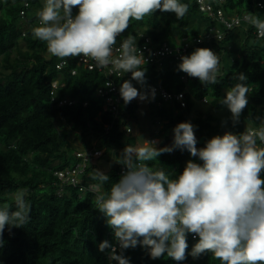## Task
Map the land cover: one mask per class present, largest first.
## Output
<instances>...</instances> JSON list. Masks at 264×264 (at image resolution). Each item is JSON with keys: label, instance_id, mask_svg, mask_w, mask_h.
<instances>
[{"label": "trees", "instance_id": "obj_1", "mask_svg": "<svg viewBox=\"0 0 264 264\" xmlns=\"http://www.w3.org/2000/svg\"><path fill=\"white\" fill-rule=\"evenodd\" d=\"M208 1L222 8L227 18L238 17L239 23L227 29L224 23L203 12L196 1L181 0L188 5L183 19L177 20L174 13L157 11L142 21H132L123 34V38L129 34L137 38L143 33L154 43L168 41L176 46L178 39L196 38L215 24L224 32L222 39L193 44L186 54L206 47L218 55L220 74L214 85H202L189 76L184 81L185 73L178 70L181 61L172 57H165L160 65L147 64L152 70L141 92L161 85L171 93L185 94V106L178 99L166 100L155 94L154 100L149 99V107H145L146 117L151 115L149 124L157 128L150 132V139L160 138V147L172 144L173 129L180 122L190 121L194 125L197 146L203 147L207 140L225 131L242 133L250 116L264 117V39L258 38L257 30L244 19L248 12L264 19V4L259 5L264 0ZM43 2L0 0V207L7 205L14 210V195L24 188L28 189L26 200L31 207L26 225L5 229L0 264H110V250L101 252L98 246L105 240L115 244L114 234L96 209V193L89 189L90 184H98L92 179L97 162L90 163L83 176L82 185L86 188L83 192L78 186L65 185L59 194L61 184L55 172L71 166L77 152L96 148L103 150L102 155L114 152L117 159L127 144L141 142L142 138L134 135L142 127L140 105L136 100L125 105L119 93L107 86L111 80L120 88L124 80L131 79L130 73L108 77L83 65L73 75L77 63L73 57L63 69L56 67L61 59L49 55L46 43L32 35ZM77 11L73 9V14ZM239 73L247 76L245 83L249 88V103L240 122L233 126L230 112L224 116L212 113L204 116L196 103L200 101L217 112L227 110L218 101L237 82L234 76ZM55 82L58 86H54ZM100 89L105 94L100 95ZM118 97L120 102L115 101ZM206 97L205 103L202 99ZM108 98L117 104L115 111L110 110ZM62 100L72 103L60 105ZM225 120L227 124L222 126ZM73 130L84 134V148L76 152L66 146ZM88 133L97 140L96 144L86 140ZM189 159L199 162L186 150H176L162 155L153 165L179 174ZM122 167L119 164L105 171L110 180L102 191H109L119 180ZM187 242L190 253L197 240L189 234ZM124 255L130 264H220L210 253L198 259L188 255L180 262L165 253L153 260L148 250L139 245L125 250Z\"/></svg>", "mask_w": 264, "mask_h": 264}, {"label": "clouds", "instance_id": "obj_2", "mask_svg": "<svg viewBox=\"0 0 264 264\" xmlns=\"http://www.w3.org/2000/svg\"><path fill=\"white\" fill-rule=\"evenodd\" d=\"M73 9H78L76 14ZM157 11L174 13L181 20L188 5L181 0H44L32 35L65 63L83 57L85 62H94L90 68L130 73L131 79L119 88L125 105L137 98L154 100L155 89L141 92L132 82L146 84L148 61L137 47V38L129 34L119 46L117 41L132 21H142ZM244 19L264 39V19L252 12ZM178 70L202 85H214L220 59L210 48L198 47L181 57ZM234 78L237 82L218 101L230 112L233 126L249 103L247 76L239 73ZM107 86L111 87L110 81ZM246 119L249 123L242 133L225 131L203 147L197 146L190 121L174 127L171 145L160 147L155 139L127 144L116 160L124 171L106 192L101 188L109 175L94 169L92 179L98 181L91 186L96 193L94 203L115 239V244L101 242L99 251L109 249V260L118 264H130L124 252L138 245L153 260L165 253L177 262L188 255L198 259L210 253L220 264H264V117ZM226 124L227 120L222 122ZM176 150H186L199 162L189 159L179 174L153 165ZM27 194V188L15 193L14 210L0 207V244L6 228H21L29 222ZM189 234L197 240L190 253Z\"/></svg>", "mask_w": 264, "mask_h": 264}, {"label": "built area", "instance_id": "obj_3", "mask_svg": "<svg viewBox=\"0 0 264 264\" xmlns=\"http://www.w3.org/2000/svg\"><path fill=\"white\" fill-rule=\"evenodd\" d=\"M193 1H196L200 9L203 12L207 13L212 19L218 21L219 23H224L227 29L233 28L235 25L239 23L238 17L227 18L222 8L220 7L217 8L214 5V3L208 0H193ZM263 4H264L263 2L259 3V5L261 6H263ZM123 34L121 35V37L118 38L117 46H119V43L124 39ZM223 37H224V32L219 26H217V24H215L209 28V31H207L206 33L202 35H199L196 38H193V39L184 38L182 40L178 39L176 46H173L168 41H164L161 43H154L153 39L150 36L145 35L143 33H139V35L137 36V47L143 51L144 56L146 60L148 61L147 64L154 63V64L160 65L159 62L163 60L165 57H172V58H175L176 60L181 61V57L187 54L188 50L192 47L193 44H200L202 42H208L212 40L213 38L222 39ZM75 58L77 59V63H76L77 67H75L72 70V74H77V69L81 65H85L90 70L98 71L101 74L108 76V77H110L111 75H115V74L118 76H121L123 74V73H109L107 69L90 68L89 65L93 64L94 62L90 60L85 62V59L83 57H75ZM69 62H70L69 59H67L66 63L61 60L60 62L56 64L57 68L63 69L65 66L68 65ZM182 79L186 81L187 75L184 74L182 76ZM109 81L111 82V91H113L115 94H118L119 93L118 86H116L113 83V81L111 80ZM54 86H58L57 82L54 83ZM154 89H155L156 95H161L164 97V99L171 100V101H173L174 99H178L181 101L183 106L186 105L185 100H184L185 94L183 92L174 94L164 89L161 85L155 87ZM99 94L103 95L105 94V91L100 89ZM52 95L54 96V92H52ZM115 101L120 102V98L118 97ZM115 101L113 100V98H108V103H109V106L111 107L110 110L112 111L116 110L117 104H114ZM202 101L206 103L208 102V98L206 97L202 99ZM65 103H72V101H69V100L60 101V105H63ZM102 153H103V150L96 149V148L92 149L91 151L88 150L86 152H77L75 156L76 160L75 162H73L71 166L66 167L65 169L57 170L55 172V175L58 176L60 180L59 183L61 184L59 187L60 189L58 190V193L60 194V192L63 190L62 187L65 185L78 186L80 187V190L83 192L86 189L85 186L82 185L83 176H85L87 168L90 165V163H94V162L96 163V161L100 158V155H102ZM122 171H124L123 167H122ZM92 185L93 184L89 185V189H91ZM110 264H118V262L114 260H110Z\"/></svg>", "mask_w": 264, "mask_h": 264}, {"label": "rangeland", "instance_id": "obj_4", "mask_svg": "<svg viewBox=\"0 0 264 264\" xmlns=\"http://www.w3.org/2000/svg\"><path fill=\"white\" fill-rule=\"evenodd\" d=\"M23 46H24V50H26L27 49L26 45H23ZM48 54L50 55L49 52H48ZM145 68H146L145 78H146V84H147L148 75L152 69L148 65L145 66ZM132 82H133V85L138 88V90H140V91L145 90L146 84H145V86L142 87L140 84L136 83L135 81H132ZM134 100L138 101V103L140 105V108L138 110V115L143 118L140 121L141 122L140 125H142V127H138L135 130L134 135L139 136L142 139L151 140L149 134L151 131L155 130L156 127L149 124V122H151L149 119V117L151 115L148 114V116L146 117L147 112L145 111V107H146V109L149 107L148 106L149 100L140 101L138 98L134 99ZM196 108L199 109V111L203 112L204 116H208L209 113L224 116V115L228 114V112H229L226 109H223V110H220L217 112L215 110L210 109V107L208 105L203 104L200 101H198L196 103ZM158 127H159V125H158ZM67 128L71 131V127L69 125H67ZM83 135L84 134L81 131L73 130L72 133L67 137V144H66L67 148H70V150H72L73 152H76L78 150H81V148H84ZM86 135H87L86 140L87 139L91 140L92 144L97 143V140L94 138V136L90 135L89 133ZM155 140H158L160 142V138H157ZM140 141L142 142V140H140ZM73 155H74V153H73ZM114 155H115L114 152L106 153V154L102 155L101 159L96 161L97 162V165H96L97 169L105 172V171H109L111 168L119 165V163L116 162L117 159Z\"/></svg>", "mask_w": 264, "mask_h": 264}]
</instances>
